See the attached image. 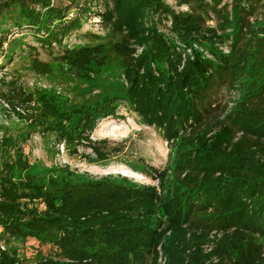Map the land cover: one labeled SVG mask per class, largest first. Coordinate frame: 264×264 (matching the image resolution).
Returning a JSON list of instances; mask_svg holds the SVG:
<instances>
[{"label":"trees","instance_id":"trees-1","mask_svg":"<svg viewBox=\"0 0 264 264\" xmlns=\"http://www.w3.org/2000/svg\"><path fill=\"white\" fill-rule=\"evenodd\" d=\"M86 1L68 0L52 13L50 0H1L0 18L46 32L37 38L46 46L60 45L90 15L120 34L112 51L124 64L126 99L170 146L168 163L150 168L156 185L125 177L14 178L11 157L3 158L10 140L3 137L0 227L11 237L52 244L58 253L24 261L3 252L0 263L264 264L256 242L264 235V18L254 17L264 0H231L225 15L216 9L222 0L181 1L218 14V27L229 30L228 52L218 63L204 50L216 57L213 43L221 35L195 10L176 11L165 0H102V8ZM162 22L169 33L159 29ZM6 34L0 31V46ZM29 58L31 71L50 73L48 63ZM57 59L89 76L105 66L107 48L102 42L63 47ZM224 76L238 98L206 127L204 105ZM17 82L1 97L17 118L54 133L72 154L82 146L96 160L110 156L101 147L105 140L90 136L101 117L114 113L111 99L65 110Z\"/></svg>","mask_w":264,"mask_h":264},{"label":"rangeland","instance_id":"rangeland-1","mask_svg":"<svg viewBox=\"0 0 264 264\" xmlns=\"http://www.w3.org/2000/svg\"><path fill=\"white\" fill-rule=\"evenodd\" d=\"M181 1L165 0L176 11L195 10L197 14L203 16L206 27L216 28L221 35L220 42L213 43L216 57L204 50L207 56L213 58L214 63H218L220 61L218 57L225 56L228 52L229 39L224 38L227 37L224 35L229 34V30L218 27L221 22L218 14L212 11L202 12L197 9L196 4L192 3L189 6ZM67 2L68 0H54L55 7L52 8V13H57L59 6ZM92 3L93 0H90L85 4ZM230 3L231 0H222L216 9H220L225 15L230 10ZM72 11L67 13L68 16ZM88 17L92 18L82 19L79 30L61 38L60 45L51 43L52 46H46L37 40L43 33L47 37L46 32L37 33L36 29L30 30L23 23V26L15 27L10 19L0 18V31L7 32L0 46V140L3 137L10 140L3 158L11 157L9 161L13 165L14 178H22L26 174L35 175L45 181L55 176H65L74 180L83 177L110 179L125 177L137 185H156L157 181L153 179L150 168L161 170L166 166L170 146L163 139L160 131L142 121L126 99L124 64L122 59L112 51V46L119 41L120 34L112 32L109 27L97 22L98 18L94 15ZM254 17L258 20L264 18V7L257 8ZM254 17H249L248 21H253ZM168 25L162 22L158 24V27L161 31L169 33ZM89 34L95 37L91 38ZM96 42L105 44L107 59L103 68L95 70L89 76L68 68L57 59L63 47H78ZM5 54L6 57H2ZM29 56L48 63L50 73L31 71ZM12 80H17V85L26 93L53 98L57 106L65 110L76 106H92L111 99L114 113L101 117L90 136L93 141L105 140L101 147L109 151L110 156L105 160H96L91 150L82 146H78V154H72L64 141H62L64 147L61 150L57 146V143L61 141L56 139L54 133L43 131L38 126L35 127L17 118V115L9 110L8 103L1 98L7 92L8 86H11ZM237 98L238 93L227 85V77L224 76L218 80L210 92L208 104L204 105L202 123L209 127L216 119H221ZM110 123L125 126L128 132L114 139L96 135L99 126ZM17 153L25 164L17 162ZM39 207L42 208L43 205L39 204ZM0 230V240L5 247L3 252L13 254L19 260L36 261L41 258L40 256H56L58 253L52 244H41L32 237H11L1 227ZM256 242L261 244L264 253V235L257 237ZM145 264H149V260Z\"/></svg>","mask_w":264,"mask_h":264},{"label":"bare ground","instance_id":"bare-ground-1","mask_svg":"<svg viewBox=\"0 0 264 264\" xmlns=\"http://www.w3.org/2000/svg\"><path fill=\"white\" fill-rule=\"evenodd\" d=\"M127 130L128 129L125 126H121L117 123H110L99 126L96 130V135L107 136L114 139L115 137L126 135L128 132Z\"/></svg>","mask_w":264,"mask_h":264},{"label":"built area","instance_id":"built-area-1","mask_svg":"<svg viewBox=\"0 0 264 264\" xmlns=\"http://www.w3.org/2000/svg\"><path fill=\"white\" fill-rule=\"evenodd\" d=\"M52 3L54 2V0H50ZM89 5H92V6H95V7H98V8H102V0H93V3L92 4H89ZM88 5V6H89ZM70 16H68V18L69 17H72L73 16V11H72V13L71 14H69ZM95 18H98V19H96L97 20V22H99L100 24H101V20L99 19V17H97V16H94ZM88 18H92V17H87L86 19H88ZM85 19V20H86ZM89 22H91L90 20H89ZM53 44V43H52ZM18 109V108H17ZM57 146L59 147V149H61V150H63V147H64V144H63V142L61 141V142H58L57 143ZM1 231V230H0ZM4 249H5V247H4V243H3V241L2 240H0V261H1V259H2V254H3V251H4ZM1 264V263H0Z\"/></svg>","mask_w":264,"mask_h":264}]
</instances>
